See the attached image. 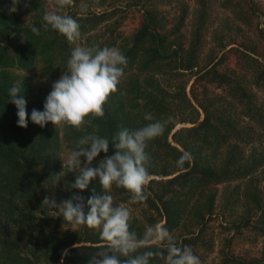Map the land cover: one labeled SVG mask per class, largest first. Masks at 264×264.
I'll return each instance as SVG.
<instances>
[{
  "label": "rangeland",
  "instance_id": "rangeland-1",
  "mask_svg": "<svg viewBox=\"0 0 264 264\" xmlns=\"http://www.w3.org/2000/svg\"><path fill=\"white\" fill-rule=\"evenodd\" d=\"M53 3L54 0H30L26 7L24 0H20L17 11L10 14L12 0H0L3 12L0 69L10 74L16 87L27 89L29 94H49L52 84L66 71L68 59L62 63L57 52L37 49L28 37L32 21H38L41 15L43 19L52 10ZM84 6L86 13L81 16ZM62 14L72 16L81 26V37L74 43L69 42L71 52L75 47L95 46L115 47L124 54L145 17L153 18L150 29L139 34L138 40L161 42L164 57L149 62L142 55L137 64L127 59L119 86L124 90L125 105H136L134 111L145 124L149 123L144 119L146 113H151L154 120L173 118L165 129L166 141L171 145L184 151L183 138L187 137L193 139L191 146L201 144L198 137L183 127L199 121L204 108L212 120L226 119L244 129L252 126L255 130L250 134L263 138V130L247 112L252 106L249 99L264 110V91L254 83L257 70L249 57L264 58V0H74ZM18 56L31 60L21 65L17 62ZM144 104H153L158 111L148 110ZM71 129L74 128L56 127L57 165L52 168L56 173L45 177L43 171L45 195L57 205L73 194L85 197V202L89 197V189L81 192L71 188L78 173L68 172L65 167L73 148L69 139ZM74 130L77 135L85 132L84 126ZM232 142L234 139L230 138L226 146L219 148L212 141L201 145V148L206 146L202 150L211 166L220 164ZM258 142L255 139L244 144V153L251 146H259ZM103 154L93 161V167L104 158ZM162 157L164 161L167 159ZM164 167L168 172L166 177L177 168L171 159H167ZM256 177L257 182L242 177L218 182H167L153 187L159 192L163 190L166 197L182 200L179 224L169 232L177 242L183 238V245L191 246L201 264H242L251 258L264 263V164L257 169ZM95 185L101 189L98 178L89 184ZM122 190L113 186L109 194L113 196L114 206L130 209V229L135 227L132 231L138 233L139 229L138 234L142 235L147 226L161 222L154 208L145 202L131 203L129 194ZM44 207L38 211L30 209L33 214L48 212L53 218L39 232L6 227L7 221L0 212V264H51L44 259L49 250L39 244L44 234L55 235L58 228L80 234L81 227L73 228L65 222L58 208ZM151 264H164V261L158 259Z\"/></svg>",
  "mask_w": 264,
  "mask_h": 264
},
{
  "label": "trees",
  "instance_id": "trees-1",
  "mask_svg": "<svg viewBox=\"0 0 264 264\" xmlns=\"http://www.w3.org/2000/svg\"><path fill=\"white\" fill-rule=\"evenodd\" d=\"M2 16L3 12L0 11V18ZM152 19L150 16L145 17L135 31L131 46L125 50V57L134 64L139 62L142 55L148 58L149 62H155L164 57V52H161L164 44L161 42L138 40L139 34H145L146 30L150 29ZM33 25L40 29V35L32 33ZM43 25L42 15L38 21H32L28 30L30 43L37 49L41 47V50L57 52L63 63L70 58L71 44L58 32L51 29L45 31ZM249 57L254 61L253 67L257 70L254 83L264 91V58L260 59L251 55ZM30 60L31 58L25 56L17 57V62L21 65ZM210 70L215 72L214 67H211ZM13 86L15 84L10 74L4 69H0V196L6 195L5 198H0V212L3 213L7 221L5 222L6 227L9 225L11 228L39 232L40 228L45 227L48 222H52L53 218L48 212L33 214L30 209H37V211L45 209L42 203L46 197L42 184L43 171H45V177H52L56 173L52 168L57 165L55 149L58 143V132L51 122L41 128L30 119L33 109L43 111L48 92L29 94L27 89L23 88L20 89L21 92L17 94L16 98L22 96L26 100L27 127L17 126V109L9 101V89ZM123 96L124 90L118 85V91L109 97L108 103L104 106L105 115L102 119L92 120L91 124L86 123L84 125L85 132H79V135L76 130L71 129L72 135L69 139L72 147L75 145L72 141L81 135L95 134L107 137L112 143V137L121 128L136 129L145 126V121L134 111L136 105L126 106ZM245 97L249 96L246 94ZM250 103L252 106L249 108L247 116L264 132V110L249 99ZM143 107L158 111L153 104H144ZM204 109V114L199 121L183 127V130L198 137L201 144L194 145L195 147L199 146L197 149L191 146L193 139L190 137L183 138L185 150L178 149L166 141L165 132L161 136L164 138L162 141L159 139L150 141L146 149L151 157L148 166L151 181L147 188L151 195L145 203L156 210L160 217V223H163L168 231L179 224L178 219L182 209L180 207L183 202L176 197L164 196L163 190L159 192V189L153 187L154 185L162 186L167 182H218L242 177H248L249 182H257L256 171L264 164V144L262 142L264 133L261 134L263 138H260L256 134L254 136L250 134L255 130L252 126L244 129L242 126L236 127L233 121L228 122L226 119L212 120L208 115L209 112L206 108ZM137 121H140L141 124H137ZM230 138H233L234 142L230 143V148L223 155L224 158L220 164L211 166L204 150H202L203 146L211 141L214 142L215 148L226 146ZM255 139L257 142L259 141V146H251V150L245 154L243 145ZM202 144L204 145L201 148ZM185 151L191 153L193 159L185 162L183 167H178L177 161ZM113 152L114 149L110 144L108 154L112 155ZM162 156L171 159L173 165L177 166L176 172L168 177L165 176L168 172L164 167L167 159L164 161ZM88 189L89 196L92 194V189H95L96 194H102V189L97 185L89 186ZM131 229H135V227H131ZM136 231L139 233V229ZM55 233V235L44 234L43 240L39 243L42 248L49 250V254H46L44 259L51 264H56V261L59 264L61 262L64 264H89L90 258L103 243L99 239L98 232L86 227H81L79 235L67 229L59 230V228ZM177 244L183 246V238ZM158 259L160 258H154L151 263ZM242 264L264 263L256 258H251L244 260Z\"/></svg>",
  "mask_w": 264,
  "mask_h": 264
},
{
  "label": "clouds",
  "instance_id": "clouds-1",
  "mask_svg": "<svg viewBox=\"0 0 264 264\" xmlns=\"http://www.w3.org/2000/svg\"><path fill=\"white\" fill-rule=\"evenodd\" d=\"M74 0H54L52 10L43 16V29H51L63 35L69 42L81 37L80 24L63 10L73 5ZM20 0H12L9 13L17 11ZM30 0H24L27 7ZM86 13V6L80 15ZM35 35L40 29L31 27ZM127 58L115 47H75L67 61L66 71L52 84V91L46 97L43 111L33 109L31 121L45 127L51 122L55 128L68 126L81 129L92 120L102 119L104 106L109 97L118 91V85L127 67ZM20 88L9 89V101L17 109V126L27 127L26 100L21 96ZM146 121H153L136 129L121 128L110 143L107 137L90 134L79 138L65 161L68 172L78 173L71 188L81 192L89 188L91 181L98 178L102 194L85 197L73 194L69 199L57 205L47 196L42 203L53 209L58 208L63 220L73 228L86 227L98 232L103 242L89 264H151L159 257L164 264H201L191 246H178L163 223L149 225L140 235L130 229L131 212L128 207L114 206L111 192L113 186L122 188L129 194L130 202H146L151 193L147 190L151 181L148 166L151 161L146 151L150 141L162 136L172 117L154 120L151 113L144 115ZM114 152L107 155L109 145ZM104 153V158L93 167V161ZM83 158V160L81 159ZM193 159L185 151L177 161L178 167Z\"/></svg>",
  "mask_w": 264,
  "mask_h": 264
}]
</instances>
